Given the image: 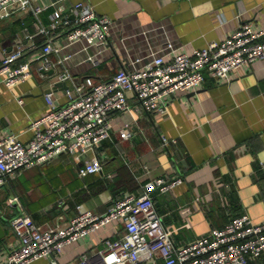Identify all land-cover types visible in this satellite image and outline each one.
I'll use <instances>...</instances> for the list:
<instances>
[{"label": "crops", "instance_id": "obj_1", "mask_svg": "<svg viewBox=\"0 0 264 264\" xmlns=\"http://www.w3.org/2000/svg\"><path fill=\"white\" fill-rule=\"evenodd\" d=\"M53 1L40 0L45 8L39 16L28 10L0 20V62L16 39L28 41L27 32L36 30L38 19L51 22ZM59 1L69 7L79 0ZM86 1L114 20L113 47L98 65L78 64L84 53H76L69 63L80 79L110 76L130 57L161 46L166 32L156 27L160 24L185 50L223 40L244 21L264 29V0ZM144 29L149 30L147 34L138 33ZM123 35H128L124 42ZM40 39L37 35V45ZM39 64L33 61V74L14 87L0 82V137L15 133L22 142H29L34 135L32 121L50 110L45 92L51 86L60 103L67 101L69 84L52 83L53 71L42 75ZM129 98L133 106L111 114L112 135L97 147L102 172L83 178L74 156L62 153L44 166L22 169L0 187V222L6 232L0 239V264L7 263L15 214L28 213L47 227L62 221L60 214L78 213V203L103 212L116 198L142 192L145 182L158 176L183 177L172 189L158 192L159 211L177 244L211 235L214 227L224 226L238 212L264 221V58L234 68L228 78L207 72L200 87L169 95L164 113L141 107L133 92ZM126 121L136 131L133 137L119 133ZM162 134L177 142L163 147ZM12 196L17 199L10 202ZM112 227L105 225L65 244L56 254L58 260L67 263L102 248ZM28 264L52 262L50 257H40ZM247 264H264V253Z\"/></svg>", "mask_w": 264, "mask_h": 264}, {"label": "built area", "instance_id": "obj_2", "mask_svg": "<svg viewBox=\"0 0 264 264\" xmlns=\"http://www.w3.org/2000/svg\"><path fill=\"white\" fill-rule=\"evenodd\" d=\"M57 1L52 2L55 7L49 24L38 19L36 30L27 32L28 41L16 39L13 48L5 52L0 62V82L14 87L33 74V61L38 60L42 75L53 70L52 83L69 84L65 89L68 99L60 103L51 86L45 92L50 110L32 121L34 135L29 142H22L15 133L0 137V187L20 170L50 162L62 153L74 156L82 177L102 172L97 147L112 135L111 114L133 106L129 92L137 96L141 107L164 113L169 95L200 87L207 72L220 79L228 78L234 68L264 58V29L255 28L249 21L242 22L223 40H212L191 50L176 44L165 25L160 24L156 27L166 32L161 46L130 57L110 76L96 79L86 75L80 79L70 60L83 52L78 64L104 62L113 47L114 20L99 14L86 0L69 7ZM44 8L40 0H0V20L28 10L39 16ZM37 35L43 36L44 42L33 54L38 46ZM127 37L121 36V41ZM53 53L58 57L54 58ZM119 133L130 138L136 131L126 121ZM161 137L165 148L177 142V138L165 134ZM182 180L181 175L152 178L145 182L142 192L121 196L103 212L78 203V213L60 214L58 219L62 221L47 227L30 214L19 212L11 218L15 236L7 244L6 264H28L40 257H50L52 264H247L251 257L264 253V221L256 222L248 213L214 227L211 235L177 244L163 221L153 191L160 188L166 192ZM16 199L9 198L10 202ZM108 224L113 230L102 248L67 263L58 260L56 254L63 251L65 244Z\"/></svg>", "mask_w": 264, "mask_h": 264}, {"label": "trees", "instance_id": "obj_3", "mask_svg": "<svg viewBox=\"0 0 264 264\" xmlns=\"http://www.w3.org/2000/svg\"><path fill=\"white\" fill-rule=\"evenodd\" d=\"M43 42H44V37L41 36V39L39 40L38 46H37L36 48H34V49H35V50H36V49H37V50H40V48H41ZM27 55L29 56V53H28ZM27 55L24 56V59L28 57ZM48 163H49V162H47V163H43V164H40V165H37V166H34V167L44 166V165H46V164H48ZM20 171H21V170H20ZM20 171H19V172H20ZM19 172H18V173H19ZM18 173H17V174H18ZM17 174H16V175H17ZM16 175H15V176H16ZM10 177H11V176H10ZM81 177H82V176H81ZM8 178H9V177H8ZM83 178H86V177H83ZM7 180H8V179H7ZM7 180H6V182H7ZM6 182H5V183H6ZM5 183H4V184H5ZM4 184H3V185H4ZM158 192H161L160 188H157L155 191H153V196H154V200H155V202H156V205H157L158 208H159L160 202H159V198H158V194H159ZM139 193H140V192H139ZM120 197H121V196H120ZM120 197H119V198H120ZM116 199H118V198H116ZM116 199H115V200H116ZM115 200H114V201H115ZM114 201H113V202H114ZM241 213H242V212H241ZM241 213L238 212L237 214H233L232 217H234V216H236V215H238V214H241ZM232 217H231V218H232ZM231 218H230V219H231ZM230 219H229V220H230ZM229 220H228V221H229ZM220 227H221V226H220Z\"/></svg>", "mask_w": 264, "mask_h": 264}, {"label": "water", "instance_id": "obj_4", "mask_svg": "<svg viewBox=\"0 0 264 264\" xmlns=\"http://www.w3.org/2000/svg\"><path fill=\"white\" fill-rule=\"evenodd\" d=\"M53 71V70H50ZM58 84H64L65 86L67 85L66 82L60 81L58 82ZM5 228L3 226V224L0 222V239L5 235Z\"/></svg>", "mask_w": 264, "mask_h": 264}]
</instances>
